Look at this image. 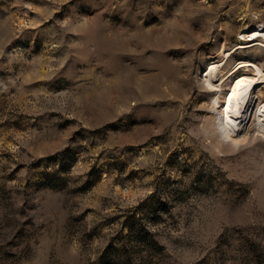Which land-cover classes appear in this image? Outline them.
I'll return each instance as SVG.
<instances>
[{
	"label": "rangeland",
	"instance_id": "1",
	"mask_svg": "<svg viewBox=\"0 0 264 264\" xmlns=\"http://www.w3.org/2000/svg\"><path fill=\"white\" fill-rule=\"evenodd\" d=\"M261 25L264 0H0V264H264V132L221 142L203 86L224 43L264 67L237 49Z\"/></svg>",
	"mask_w": 264,
	"mask_h": 264
},
{
	"label": "bare ground",
	"instance_id": "2",
	"mask_svg": "<svg viewBox=\"0 0 264 264\" xmlns=\"http://www.w3.org/2000/svg\"><path fill=\"white\" fill-rule=\"evenodd\" d=\"M241 38L243 41L239 42L237 49L261 50L264 47V25L243 30ZM235 51L224 43L221 46L223 58L208 64L203 78L207 92L215 93L212 128L221 142L226 140L233 146L237 139L264 132V67L249 57L235 62L233 69L227 70ZM237 113H240L239 120L246 125L244 129L237 123Z\"/></svg>",
	"mask_w": 264,
	"mask_h": 264
},
{
	"label": "snow or ice",
	"instance_id": "3",
	"mask_svg": "<svg viewBox=\"0 0 264 264\" xmlns=\"http://www.w3.org/2000/svg\"><path fill=\"white\" fill-rule=\"evenodd\" d=\"M237 115V123L240 125V128L241 129H244L245 127H246V125L242 122V121H240L239 120V116H240V113H237L236 114ZM240 135L242 136V133H240ZM234 146L235 147H239V146H241V141H240V139H237L235 142H234Z\"/></svg>",
	"mask_w": 264,
	"mask_h": 264
}]
</instances>
